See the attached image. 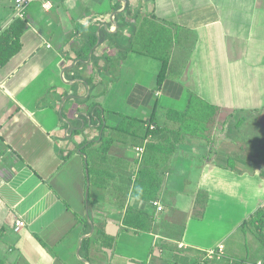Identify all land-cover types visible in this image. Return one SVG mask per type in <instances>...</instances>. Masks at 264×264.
I'll return each instance as SVG.
<instances>
[{
	"label": "crops",
	"instance_id": "0c3cea01",
	"mask_svg": "<svg viewBox=\"0 0 264 264\" xmlns=\"http://www.w3.org/2000/svg\"><path fill=\"white\" fill-rule=\"evenodd\" d=\"M45 1L28 6L22 47L0 66L3 264L264 258L241 231L264 208V0ZM17 17L15 0H0V33ZM191 94L217 113L209 139L177 144L159 211L131 196L146 139L117 126L176 127L168 111H185ZM128 205L154 214L150 231L124 225ZM220 244L225 256L207 260Z\"/></svg>",
	"mask_w": 264,
	"mask_h": 264
},
{
	"label": "trees",
	"instance_id": "16d2710c",
	"mask_svg": "<svg viewBox=\"0 0 264 264\" xmlns=\"http://www.w3.org/2000/svg\"><path fill=\"white\" fill-rule=\"evenodd\" d=\"M27 25L26 16H19L7 29L0 33V66L5 65L12 56L20 51L22 47L21 36ZM93 41L94 43L96 42V37ZM91 47L86 51L87 54ZM123 58L124 54L119 55L116 58V63L122 61ZM162 58L168 61L167 57ZM109 59L111 63H114V60L110 57ZM216 113L217 107L198 95L191 94L185 111H168V120L169 122H174L176 127L170 124L161 126L157 123L155 117L148 118L145 121L124 118L117 126V129L129 131V128H131L134 134L146 139L142 159L139 161L140 165L132 183L131 196L147 202L155 200L162 186L171 155L176 150L177 144L182 141L187 133L209 139L208 131L213 127L212 120L215 118ZM152 125L154 126L153 128H151ZM115 140L116 138L110 133L103 135L99 149L107 152ZM89 174V176L94 175L91 167H89ZM154 220V214H150L134 205H128L123 223L126 227L140 232L150 231ZM245 226H251L259 240L264 243V208L261 207L256 210L244 222L243 227ZM83 248H87L86 241ZM207 260L209 259L207 258ZM242 261H237L236 263L242 264ZM0 264H3L1 260Z\"/></svg>",
	"mask_w": 264,
	"mask_h": 264
},
{
	"label": "built area",
	"instance_id": "2783aa9c",
	"mask_svg": "<svg viewBox=\"0 0 264 264\" xmlns=\"http://www.w3.org/2000/svg\"><path fill=\"white\" fill-rule=\"evenodd\" d=\"M36 1H43L45 4L48 3L45 0H15V10L17 12L18 17L24 16L25 11L28 8V6H30L33 2H36ZM153 127L154 126L152 125L151 128H153ZM144 149H145L144 146H137L136 147V151L139 153V155L144 152ZM153 205L159 211L164 209V206L161 204V202L159 200H154ZM24 226H25V221L21 218H17L15 221V225H14L15 231H17V232L20 231ZM224 256H225L224 244H220L218 247L209 250L206 254V257L208 259H220ZM241 263L242 264H264V258H259L257 260L252 261V262L244 260Z\"/></svg>",
	"mask_w": 264,
	"mask_h": 264
},
{
	"label": "rangeland",
	"instance_id": "374dc122",
	"mask_svg": "<svg viewBox=\"0 0 264 264\" xmlns=\"http://www.w3.org/2000/svg\"><path fill=\"white\" fill-rule=\"evenodd\" d=\"M125 137H128V136L126 135ZM129 138H131V140L133 141L135 139V136L134 135H130ZM241 231L244 232L245 234H247L250 238H251V236H253V239L252 240H249V248H255L254 246L257 245L256 244V239L259 240V238L256 236V234L255 235L253 234L254 232H253L252 227L251 226L250 227L245 226L243 229H241ZM261 250H259V252ZM256 255H258V254H256Z\"/></svg>",
	"mask_w": 264,
	"mask_h": 264
}]
</instances>
